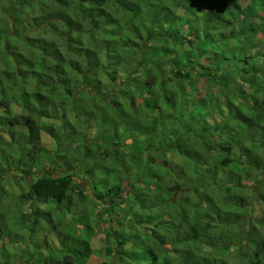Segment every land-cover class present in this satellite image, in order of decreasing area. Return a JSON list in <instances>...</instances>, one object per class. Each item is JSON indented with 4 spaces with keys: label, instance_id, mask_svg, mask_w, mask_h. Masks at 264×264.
I'll return each mask as SVG.
<instances>
[{
    "label": "trees",
    "instance_id": "obj_1",
    "mask_svg": "<svg viewBox=\"0 0 264 264\" xmlns=\"http://www.w3.org/2000/svg\"><path fill=\"white\" fill-rule=\"evenodd\" d=\"M25 2L52 11L0 20V264H87L95 224L104 264H264V0ZM61 214L87 236L43 257Z\"/></svg>",
    "mask_w": 264,
    "mask_h": 264
},
{
    "label": "rangeland",
    "instance_id": "obj_2",
    "mask_svg": "<svg viewBox=\"0 0 264 264\" xmlns=\"http://www.w3.org/2000/svg\"><path fill=\"white\" fill-rule=\"evenodd\" d=\"M202 2H205V0H202ZM39 6L37 5V3L31 5L28 2H25L23 7L19 6L18 4V0H0V20L2 21H6L9 22L8 26L9 28L13 27L15 21H14V17L15 14L20 13V17H21V21L23 26H25L27 28V32H29L30 34L36 33L38 32L40 29L39 28H33L34 24L33 21L35 18H39L42 17L44 15L47 16V14L52 11V9L47 6V5H43L41 6V8H38ZM22 15V16H21ZM1 25V23H0ZM233 28H227L226 31L230 30L228 33L232 32ZM239 30V29H238ZM236 30V31H238ZM215 32V31H214ZM211 37L213 38V40L215 41H219L220 46L224 47V42L220 41V39L222 38V34H219L217 32L213 33V35H211ZM256 51V50H255ZM259 62L261 64L264 63V58L263 57H259ZM44 144L48 147V148H52V144L49 140L45 139L44 140ZM178 161H181V158H178ZM45 170V171H44ZM43 172L38 171L36 172V174L33 176V174H28V180L29 181H33L36 179L37 176H40L42 173H50L49 170L47 169H42ZM26 173H30V172H26ZM75 181L77 182V184L83 188L84 191H87L88 193L92 192L91 189V185L88 182L87 178H83V179H79V178H75ZM22 183V182H19ZM14 184L13 185V189L10 190L9 187L7 188V193L9 194V198L6 197L2 202H4V204L0 203V226H2L5 230L7 228H10L11 230L14 229L12 227L11 224H16V222L20 221L22 217L21 214H19V210L21 209V206H26L23 205L24 201H18V200H13V195L14 192L16 193V191H20L21 187L20 184ZM25 185V183H22L21 185ZM249 191L246 193L248 195ZM91 205H93L91 203ZM87 209L89 210V212H93L92 208L87 207ZM23 212H26L27 208L23 207L22 208ZM76 208L72 209L71 213L73 211H75ZM264 211V207L261 205V203L259 201H253L252 202V207L249 211L250 214H252L253 217L258 218L261 217ZM66 215V214H65ZM65 215H60V217H62V221H64L65 225L67 226L66 230L64 228V231H62L61 229L58 231H55L52 229V226H47L45 228H43L42 226V222L41 224H39L40 229H36L37 231L35 233H30L28 237H33L34 241L37 242H31L30 244H32V247H34L35 249H37L43 257L46 254H50L49 252V246L47 245H51L53 248L55 249H61L63 248V246H65L64 244L66 243L67 237L66 235H68V237H70V239L68 240L69 244L70 241H74L77 240L76 238H80V235H82L83 237L87 236L86 233L83 231V227L81 229H78V217L76 215L73 216V220L70 221L71 224L69 226H75V228H70L68 226L69 220L67 219V217L69 216H65ZM71 218V217H69ZM92 218V213L90 215H88L87 218H85L84 220L90 219ZM93 219V218H92ZM55 221H57V218H55ZM88 221V220H87ZM101 223H105L107 222V219L105 220H98ZM5 225V226H4ZM102 227H98L95 224V234L94 237L91 240V245H92V249H93V254L91 255V257L89 258V260L87 261V264H104L105 262V255L103 253L105 246L107 245L106 240H105V236L104 233L102 231ZM32 228H36V226H32ZM69 228V229H68ZM59 232V233H58ZM77 233V234H76ZM25 239H27V236L25 235ZM10 244V242L7 240L6 237H2V240L0 239V247L3 246V242ZM73 243V242H72ZM62 246V247H61ZM19 250V261L18 262H24L26 259H29V254L24 252V250L22 249V247H16ZM15 248V249H16ZM236 247H233L232 250H234ZM35 253V252H34ZM38 255V254H37Z\"/></svg>",
    "mask_w": 264,
    "mask_h": 264
}]
</instances>
